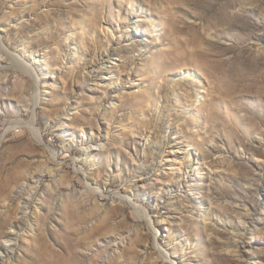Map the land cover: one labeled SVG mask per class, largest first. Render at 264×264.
I'll return each mask as SVG.
<instances>
[{
	"label": "rangeland",
	"instance_id": "obj_1",
	"mask_svg": "<svg viewBox=\"0 0 264 264\" xmlns=\"http://www.w3.org/2000/svg\"><path fill=\"white\" fill-rule=\"evenodd\" d=\"M0 35L4 264H264V0H0Z\"/></svg>",
	"mask_w": 264,
	"mask_h": 264
},
{
	"label": "bare ground",
	"instance_id": "obj_2",
	"mask_svg": "<svg viewBox=\"0 0 264 264\" xmlns=\"http://www.w3.org/2000/svg\"><path fill=\"white\" fill-rule=\"evenodd\" d=\"M172 15V14H171ZM173 21L175 20L174 18H171ZM180 31H182V27L180 26H177V25H175V26H172V37L176 40V41H178L177 40V33H179ZM184 33V32H183ZM113 36V35H112ZM196 36V35H195ZM171 37V36H170ZM199 41H200V39H199ZM179 42V41H178ZM202 43V42H201ZM195 44H196V46H194L193 48H190V49H187L186 48V51L188 52V54L190 53L191 55H193L194 54V56H196V55H199L200 54V52L202 51V46H201V44L199 43V42H195ZM0 49L1 50H5L4 49V46H3V43H2V40H1V35H0ZM203 51H205V50H203ZM183 53V52H182ZM12 56V55H11ZM13 57H15V60L16 61H18L19 63H21V64H23L25 67H27V69L28 70H30L32 73H35L34 72V70H33V68H32V66L33 65H31V64H28L26 61H24V60H21L18 56H13ZM23 67V66H22ZM36 77V76H35ZM39 77V76H38ZM112 78V77H111ZM114 78V77H113ZM40 92V91H39ZM206 102V101H205ZM212 102V101H211ZM210 105H212V104H210ZM212 111H213V109H212ZM16 121V120H15ZM14 121V122H15ZM14 124H19L20 125V122H18V121H16V123H14ZM28 125L32 128V130H33V132H35L36 133V135L37 136H40L38 133H39V131H38V128H37V125H36V118L34 117L32 120H30L29 122H28ZM187 144V143H186ZM87 148H88V150H89V146H87ZM189 148V147H188ZM190 148H191V146H190ZM88 150H86L84 153L85 154H87L88 155V153L89 152H87ZM171 152H173V151H171ZM188 153H189V151H188ZM191 154V153H190ZM189 154V155H190ZM86 155V156H87ZM192 155V154H191ZM198 158H196V160H197ZM190 161V160H189ZM200 162V161H199ZM191 164V163H190ZM193 165V164H192ZM189 166V165H188ZM196 166V165H195ZM199 168V167H198ZM177 171H180L182 168L181 167H177ZM190 169H194V165L193 166H191V168ZM173 171V170H172ZM98 187V186H97ZM90 189H95L94 188V186H93V188H91L90 187ZM96 189H100L99 187L98 188H96ZM128 192H126L125 194H119V193H117V196L120 198V199H123V200H125L127 203H130L131 202V204H133V202L131 201V197H128V194H127ZM26 203H28L27 201H25ZM211 204V203H210ZM247 207V206H246ZM27 210V207H26V209H24V211H26ZM139 211H141L140 210V208H139ZM141 212H143V211H141ZM26 215V214H25ZM25 215H23L21 218L23 219V220H26L27 219V217L25 216ZM143 217H145L147 220H148V222L150 223V225L152 224V221H151V218H149V214L148 213H146V212H143ZM204 216H207V213H204ZM206 218V217H205ZM28 222V221H27ZM9 224V223H8ZM20 224H21V222L19 223V222H16V223H13V227H15L16 229L18 228V226H20ZM12 226V225H11ZM10 226V227H11ZM2 232V231H1ZM19 232V231H18ZM5 234V233H4ZM17 235V234H16ZM2 236V235H1ZM6 236H8V237H11V236H14V234L13 233H7L6 234ZM17 239V238H16ZM9 240H11L10 238H9ZM11 247V246H10ZM10 247H8V246H6V245H4V244H1L0 243V262H2V264H4V259H5V257L4 256H8L9 254H10V250L9 249H11ZM14 250V249H13ZM166 252V249L163 251L162 250V253H164V255H165V257L167 258V259H169L170 257L167 255V253H165Z\"/></svg>",
	"mask_w": 264,
	"mask_h": 264
}]
</instances>
